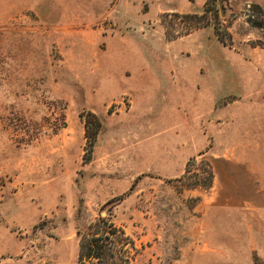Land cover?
<instances>
[{
    "label": "rangeland",
    "instance_id": "obj_1",
    "mask_svg": "<svg viewBox=\"0 0 264 264\" xmlns=\"http://www.w3.org/2000/svg\"><path fill=\"white\" fill-rule=\"evenodd\" d=\"M223 7L0 0V264H76L102 214L133 264H264V0Z\"/></svg>",
    "mask_w": 264,
    "mask_h": 264
},
{
    "label": "trees",
    "instance_id": "obj_2",
    "mask_svg": "<svg viewBox=\"0 0 264 264\" xmlns=\"http://www.w3.org/2000/svg\"><path fill=\"white\" fill-rule=\"evenodd\" d=\"M220 39L225 42V36L220 34ZM86 137L89 142V151L85 159L90 160L95 140L102 127L100 118L94 112H88L86 116ZM196 162V157L187 163L186 174L190 165ZM207 174L200 183V175L194 184L210 188L213 183L214 173L210 165L203 167ZM79 250L76 264H133L139 248L135 239L108 215H100L96 220L87 224L84 228H78Z\"/></svg>",
    "mask_w": 264,
    "mask_h": 264
},
{
    "label": "water",
    "instance_id": "obj_3",
    "mask_svg": "<svg viewBox=\"0 0 264 264\" xmlns=\"http://www.w3.org/2000/svg\"><path fill=\"white\" fill-rule=\"evenodd\" d=\"M219 5H220V8H221V12L223 14L224 13L223 0H219Z\"/></svg>",
    "mask_w": 264,
    "mask_h": 264
}]
</instances>
